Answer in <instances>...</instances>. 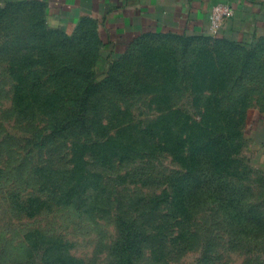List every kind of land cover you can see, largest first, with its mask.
<instances>
[{
	"label": "rangeland",
	"instance_id": "374dc122",
	"mask_svg": "<svg viewBox=\"0 0 264 264\" xmlns=\"http://www.w3.org/2000/svg\"><path fill=\"white\" fill-rule=\"evenodd\" d=\"M167 41L0 0V264H264V52Z\"/></svg>",
	"mask_w": 264,
	"mask_h": 264
},
{
	"label": "crops",
	"instance_id": "0c3cea01",
	"mask_svg": "<svg viewBox=\"0 0 264 264\" xmlns=\"http://www.w3.org/2000/svg\"><path fill=\"white\" fill-rule=\"evenodd\" d=\"M38 1L56 26L92 21L100 38L105 37L104 43L122 52L148 36L162 42L167 39L169 45L181 43L189 52L192 49V54L197 48L198 55L207 57L212 52L237 54V50L243 59H249L254 53L264 52V0ZM216 4L228 5L233 15L219 28L216 37H205L210 34L209 9Z\"/></svg>",
	"mask_w": 264,
	"mask_h": 264
},
{
	"label": "built area",
	"instance_id": "2783aa9c",
	"mask_svg": "<svg viewBox=\"0 0 264 264\" xmlns=\"http://www.w3.org/2000/svg\"><path fill=\"white\" fill-rule=\"evenodd\" d=\"M209 10V33L216 35L223 23L232 17L233 10L224 4L213 5Z\"/></svg>",
	"mask_w": 264,
	"mask_h": 264
},
{
	"label": "trees",
	"instance_id": "16d2710c",
	"mask_svg": "<svg viewBox=\"0 0 264 264\" xmlns=\"http://www.w3.org/2000/svg\"><path fill=\"white\" fill-rule=\"evenodd\" d=\"M79 100H80V103H82V106H81V108H82L81 113H82L83 112V106L86 104V101H85L84 97H80ZM119 225H120L119 228L121 230V235H122V238L124 241L123 243L130 244L129 242H131L132 239H136V238L140 237V235L142 236V234L137 233L133 229L135 227L133 223L130 224L129 222L122 219V220H119Z\"/></svg>",
	"mask_w": 264,
	"mask_h": 264
}]
</instances>
